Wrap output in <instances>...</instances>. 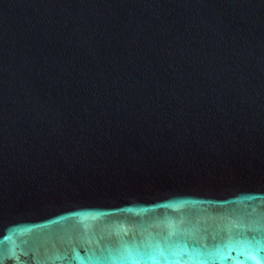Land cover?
Returning a JSON list of instances; mask_svg holds the SVG:
<instances>
[{
	"label": "water",
	"instance_id": "95a60500",
	"mask_svg": "<svg viewBox=\"0 0 264 264\" xmlns=\"http://www.w3.org/2000/svg\"><path fill=\"white\" fill-rule=\"evenodd\" d=\"M0 264H264V0H0Z\"/></svg>",
	"mask_w": 264,
	"mask_h": 264
}]
</instances>
